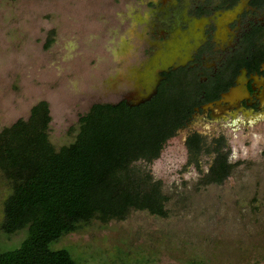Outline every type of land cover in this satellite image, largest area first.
<instances>
[{
	"label": "rangeland",
	"instance_id": "rangeland-1",
	"mask_svg": "<svg viewBox=\"0 0 264 264\" xmlns=\"http://www.w3.org/2000/svg\"><path fill=\"white\" fill-rule=\"evenodd\" d=\"M144 5L0 0V129L27 118L43 100L51 116L49 140L58 148L74 140L79 117L94 103L120 99L125 87L112 80L116 73L140 87L134 82L146 81L149 70L136 78L125 65L135 63L130 52L142 57V41L129 30ZM222 125H195L208 142L224 132L222 150L232 168L222 183H200L214 154L202 152L197 166L189 162L179 131L151 163L137 162L162 182L167 216L131 210L123 220L92 219L51 247L68 249L78 264H264V120ZM9 192L0 172V225ZM25 231L7 235L0 227V247H18Z\"/></svg>",
	"mask_w": 264,
	"mask_h": 264
},
{
	"label": "trees",
	"instance_id": "trees-1",
	"mask_svg": "<svg viewBox=\"0 0 264 264\" xmlns=\"http://www.w3.org/2000/svg\"><path fill=\"white\" fill-rule=\"evenodd\" d=\"M129 107L94 103L79 117L74 140L56 148L49 140L48 103L39 101L27 118L0 129V172L10 186L3 203L1 230L25 229L18 247L3 250L0 264H78L66 248L51 244L81 223L123 220L131 210L165 217L168 196L162 182L142 170L174 134L179 111L168 103ZM188 142L189 162L198 165L200 138ZM220 142L200 183H222L232 164Z\"/></svg>",
	"mask_w": 264,
	"mask_h": 264
},
{
	"label": "flooded vegetation",
	"instance_id": "flooded-vegetation-1",
	"mask_svg": "<svg viewBox=\"0 0 264 264\" xmlns=\"http://www.w3.org/2000/svg\"><path fill=\"white\" fill-rule=\"evenodd\" d=\"M144 4L133 18L138 27L132 23L129 30L142 41V57L137 53L131 58L130 52L128 59L135 63L125 66L136 78L141 69L149 74L146 81L134 82L140 85L136 87L116 73L112 80L125 87L116 103L138 107L158 98L176 108L180 115L172 136L185 132L188 155L187 144L197 135L203 153L226 143L224 132L208 142L196 130L197 123L249 126L264 120V0H144Z\"/></svg>",
	"mask_w": 264,
	"mask_h": 264
}]
</instances>
